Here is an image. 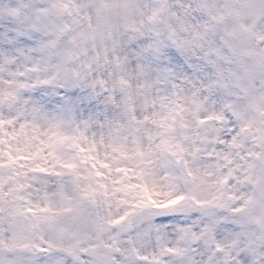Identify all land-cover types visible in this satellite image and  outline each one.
I'll list each match as a JSON object with an SVG mask.
<instances>
[{"label":"snow or ice","instance_id":"snow-or-ice-1","mask_svg":"<svg viewBox=\"0 0 264 264\" xmlns=\"http://www.w3.org/2000/svg\"><path fill=\"white\" fill-rule=\"evenodd\" d=\"M0 264H264V0H0Z\"/></svg>","mask_w":264,"mask_h":264}]
</instances>
